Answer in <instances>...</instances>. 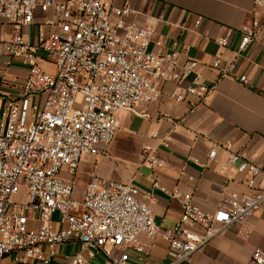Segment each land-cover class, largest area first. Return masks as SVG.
Instances as JSON below:
<instances>
[{"label":"built area","instance_id":"built-area-1","mask_svg":"<svg viewBox=\"0 0 264 264\" xmlns=\"http://www.w3.org/2000/svg\"><path fill=\"white\" fill-rule=\"evenodd\" d=\"M117 1L0 0V19L12 27L11 38L0 40V261L12 256L16 264H55L59 247L79 242L82 251L63 257L65 264H136L131 253L144 252L145 236L167 243L170 264H192L216 237L264 207V166L235 152L231 142L216 145L209 160L225 152L238 174L249 175L248 192L233 193L215 212L154 182L182 205L174 229L156 223L154 193L133 183L93 176L83 200L75 199L82 157L107 155L120 113L149 118L145 107L168 87L171 102L194 111L216 89L199 61L183 60L155 39L154 28L127 21L131 0ZM252 14L239 29L237 57L252 42L264 46V0H254ZM218 44L229 48V38ZM14 63L29 73L5 91ZM211 67L222 78L248 82L236 76L237 58L224 66L216 59ZM141 156L152 169L164 166L151 147ZM21 194L24 200L17 199ZM249 264H264V251L255 249Z\"/></svg>","mask_w":264,"mask_h":264},{"label":"crops","instance_id":"crops-1","mask_svg":"<svg viewBox=\"0 0 264 264\" xmlns=\"http://www.w3.org/2000/svg\"><path fill=\"white\" fill-rule=\"evenodd\" d=\"M120 4L118 0L117 5ZM131 5L134 12L127 21L154 28L155 39H161L168 49L175 48L183 60L199 61L203 76L216 89L206 104L194 111L186 104L171 102L168 87L159 101L145 107L149 118L120 113L118 134L107 155L90 159L91 177L133 183L142 191H152L156 223L164 229H174L182 205L154 188L155 181L169 193L177 190L190 196L205 212L212 213L233 193L248 192L245 176L229 165L225 152L220 151L215 160H209L216 145L231 142L235 152L264 166V46L261 41L252 42L237 57L242 41L239 29L251 23L254 0H131ZM11 35V25L0 24V40H8ZM226 37L230 46L222 48L218 41ZM29 39L34 41V33ZM235 58L236 76H246L247 83L235 77L222 78L211 67L216 59H221L224 66ZM28 73L27 67L14 63L8 71L9 87L4 90L23 83ZM147 146L164 162L162 168L152 169L143 163L141 155ZM145 168L152 173L145 175ZM141 242L144 252H132L131 262L170 264L167 243L145 236ZM82 248L79 242L59 247L60 259L55 264H65L63 257L73 256ZM255 249L264 251V207L216 237L195 254L192 264H249ZM0 264L16 263L9 256Z\"/></svg>","mask_w":264,"mask_h":264},{"label":"rangeland","instance_id":"rangeland-1","mask_svg":"<svg viewBox=\"0 0 264 264\" xmlns=\"http://www.w3.org/2000/svg\"><path fill=\"white\" fill-rule=\"evenodd\" d=\"M5 24L7 25L8 22L4 19H0V24ZM33 33L35 35L36 31L35 29L33 30ZM48 71L52 72L53 69L51 66L49 65H45L44 66ZM94 157L92 156H87V155H84L82 157V165H83V168H80V171L78 173V176H77V179H76V189H75V199L76 200H80L82 201L83 200V196H84V192L86 191V188H87V184H88V181L91 179V168H92V162L90 159H92ZM152 173V170L150 169H147L145 168L144 169V174L145 175H148V174H151ZM249 175H247L245 177V183H247L249 181ZM18 200H24V195H20L17 197Z\"/></svg>","mask_w":264,"mask_h":264}]
</instances>
